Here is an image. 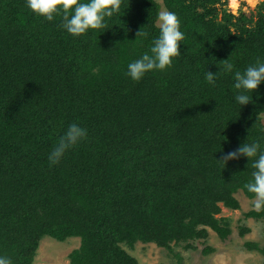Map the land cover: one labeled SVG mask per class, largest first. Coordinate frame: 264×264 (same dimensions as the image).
Here are the masks:
<instances>
[{
	"label": "trees",
	"instance_id": "trees-1",
	"mask_svg": "<svg viewBox=\"0 0 264 264\" xmlns=\"http://www.w3.org/2000/svg\"><path fill=\"white\" fill-rule=\"evenodd\" d=\"M162 2L122 0L106 29L72 37L60 17L0 0V254L14 264H35L47 238L80 239L70 264H140L126 248L196 249L209 230L227 240L223 207L240 210V191L253 200L251 162L217 160L247 137L264 145V83L255 104L240 106L232 74L213 87L205 73L227 59L238 71L264 59V1L238 15L229 0ZM163 7L181 20V56L132 81L127 65L158 34ZM73 122L87 140L49 166ZM244 217L264 220V210ZM250 232L240 226L241 237ZM244 248L264 255L258 242Z\"/></svg>",
	"mask_w": 264,
	"mask_h": 264
},
{
	"label": "clouds",
	"instance_id": "clouds-1",
	"mask_svg": "<svg viewBox=\"0 0 264 264\" xmlns=\"http://www.w3.org/2000/svg\"><path fill=\"white\" fill-rule=\"evenodd\" d=\"M121 4L122 0H25V6L32 13L48 22L60 17L58 28L72 37L106 29L108 19L119 12ZM156 26L158 34L151 40L148 50L127 65L125 75L132 81L139 82L150 72L167 71L173 66L174 59L181 56L180 45L185 35L179 16L174 11L162 9L157 13ZM136 35L137 38H147L149 34L140 30ZM222 62L223 66L218 67L217 73L206 71V82L214 87L222 75L232 74L235 102L240 106L255 104L253 93L258 92L259 86L264 83V59L257 58L254 64L248 65L243 71L235 70V65L229 59ZM87 138L85 127L75 122L69 124L47 156L49 166L59 164L67 152ZM241 157H246L254 169L252 179L244 187L252 194L254 209L264 210V145L258 140L249 142L247 137L238 148L224 153L222 159L217 161L226 165ZM0 264L14 262L11 257L0 254Z\"/></svg>",
	"mask_w": 264,
	"mask_h": 264
},
{
	"label": "rangeland",
	"instance_id": "rangeland-1",
	"mask_svg": "<svg viewBox=\"0 0 264 264\" xmlns=\"http://www.w3.org/2000/svg\"><path fill=\"white\" fill-rule=\"evenodd\" d=\"M264 0H229L228 9L234 14L241 11L253 12ZM162 4V0H159ZM162 9H166L163 7ZM241 203L240 210L223 207L221 217L231 218L233 233L227 240H221L217 234L209 230L210 236L206 243L197 242L196 249L174 248L173 252L159 248L155 244H136L135 248H126L140 264H264V255L244 248L246 241L258 242L264 247V220L245 219L244 214L255 210L253 200L242 191L237 195ZM246 225L251 232L240 236V226ZM80 239L72 238L65 242L44 239L40 245L35 264H70L69 254L79 248ZM207 247L212 253L206 254Z\"/></svg>",
	"mask_w": 264,
	"mask_h": 264
}]
</instances>
